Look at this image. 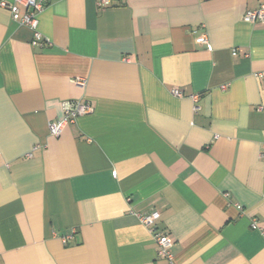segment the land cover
<instances>
[{
  "label": "crops",
  "instance_id": "1",
  "mask_svg": "<svg viewBox=\"0 0 264 264\" xmlns=\"http://www.w3.org/2000/svg\"><path fill=\"white\" fill-rule=\"evenodd\" d=\"M45 1L41 45L0 7V264H170L153 211L174 264H264V0Z\"/></svg>",
  "mask_w": 264,
  "mask_h": 264
},
{
  "label": "built area",
  "instance_id": "2",
  "mask_svg": "<svg viewBox=\"0 0 264 264\" xmlns=\"http://www.w3.org/2000/svg\"><path fill=\"white\" fill-rule=\"evenodd\" d=\"M97 7L100 9L107 8L112 5V0H96ZM21 6L25 8L23 12ZM45 0H14L10 2L8 0H0V7L7 8L10 10L14 20L21 22L29 26L33 30V45H41L45 42L43 34L38 30V15L45 8ZM245 19L251 22H263L264 23V5L254 10H248L245 13ZM197 42L204 43L207 47L211 48V43L207 34L201 35L197 38ZM172 92L181 96L182 92L175 88ZM192 99L197 101L198 96L193 95ZM94 106L89 101H77L76 104L67 108L64 111L63 117L55 121L49 122V133L52 136H60L63 129L70 123L74 122L78 117L89 114L93 112ZM30 155V154H28ZM141 221L143 224L149 226L150 230L153 232V236L159 248V254L162 257H166L170 260V264H174L172 261V255L170 253L171 239L169 235L161 229L155 228L153 225L156 220L159 219L160 213L158 211H153L148 215H142ZM257 221L253 222V228H258ZM64 241H68V237H63Z\"/></svg>",
  "mask_w": 264,
  "mask_h": 264
}]
</instances>
